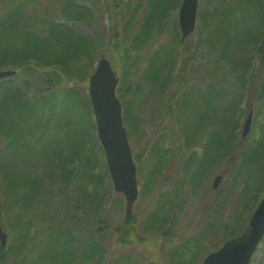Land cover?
<instances>
[{
    "label": "trees",
    "instance_id": "16d2710c",
    "mask_svg": "<svg viewBox=\"0 0 264 264\" xmlns=\"http://www.w3.org/2000/svg\"><path fill=\"white\" fill-rule=\"evenodd\" d=\"M57 1L62 23L53 22L50 14L29 17L26 5L34 0H0V70L40 72L36 83L15 86L10 77L0 81V224L16 231V236L0 246V264H102L105 250L98 233L100 228L95 225L112 227L122 244L132 243L138 237L134 218L112 226L105 215V194L102 196L98 188L105 168L93 157V148L100 143L89 97L77 85L88 78L96 56L103 53V44L109 43L112 49H120V45L113 28L109 36L108 32L101 39L74 33L65 25L70 21L91 19L94 14L91 1ZM141 1L138 0L125 27L129 31L136 24L137 29L132 34L123 30L125 40L121 54L129 63L134 61L133 52L149 46L141 77L151 94H145L141 83L128 77L130 63L123 69L117 93L123 95V91H131L133 96L132 105L121 99L124 120L131 124L128 126L131 138L140 125L147 132L143 128L145 119L132 108L140 106L141 98L166 96L161 118L149 131L146 142L155 141L149 151L154 158L145 177L147 191L165 178L173 162L170 156L183 157L180 150L184 148L190 157L178 173L169 178L175 188L176 203L182 199L186 187L201 186L214 169L220 164L227 165L232 156L238 158L235 175L242 176L246 184L242 190L244 197L248 195V199L256 203L264 190V139L247 144L231 131L230 124L241 97L219 104L218 98L229 93L219 89L218 84L231 76L239 79L236 82L247 96L255 88L258 90L261 107H264V80L255 84L249 64L246 67L238 59L249 49L261 51L264 48V0H220L212 10L206 9L201 14L199 25L204 30L201 46L217 58L214 67L209 69V76L204 77H199L196 70L186 71L188 59L180 53L182 41L175 25L171 41L155 49L150 46L154 33L163 29L168 12L173 6L177 7L180 0H145L144 4ZM143 5L146 10L136 20ZM260 54L264 55L263 51ZM224 67L225 72L217 73L216 68L223 71ZM47 72L51 74L45 76ZM69 80H73V86L68 85ZM165 137L170 140L169 147L161 144ZM100 154L103 155V150ZM140 156V153L135 154V161ZM39 164H46L50 169L40 173L35 167ZM183 174H189L187 184H184ZM48 178H53L57 192L63 191V194L57 197L47 189ZM194 180L196 184H192ZM231 192V188L226 191ZM77 202L79 207L74 206ZM227 202L225 196L221 209ZM160 203L149 210L146 224L150 222L153 231L172 235L176 215L168 216L169 209ZM78 211L92 213L94 222L77 220ZM238 216L239 220L236 214L230 220L226 215L227 219H222L218 225L211 224L200 242L204 247L214 245V250L224 239L240 233L244 227ZM77 231L81 240L76 237L79 236ZM82 231L87 235H82ZM209 234L220 235L222 241L208 239ZM200 248L189 257L184 249H176L169 255L170 261L197 264Z\"/></svg>",
    "mask_w": 264,
    "mask_h": 264
},
{
    "label": "rangeland",
    "instance_id": "374dc122",
    "mask_svg": "<svg viewBox=\"0 0 264 264\" xmlns=\"http://www.w3.org/2000/svg\"><path fill=\"white\" fill-rule=\"evenodd\" d=\"M91 1L94 6V14L91 19H80L75 21H70L65 25L72 32L77 34L88 35L90 37L100 36L101 39H104L106 34L112 32V28L115 31V36L117 43L120 45V49H112L108 45L109 43L103 44L102 54L96 56L93 66L95 65L96 59L99 56H105L109 59L113 69L119 76H122L123 69H126L128 65L131 66L128 68L129 75L128 77L135 82L139 81L145 90V94H151L146 87V83L142 80L141 74L144 70V66L149 57V46L144 47L140 52L131 54L135 56L134 59L129 63L125 62L122 58V48L124 46L125 34L123 30L128 25L130 17L136 10V4L138 0H87ZM145 0H142L141 3L144 4ZM220 0H199L198 2V12L196 19V26L194 33L191 34L187 39L183 40L180 46V53L188 59L186 63V71L190 70L199 72V77L209 76L211 68L214 67L213 63L217 60L216 56L213 53L208 51V48L201 46L204 42V33L201 34L204 30L201 25V14L207 9L212 10ZM60 2L57 0H34V2L28 3L26 5V12L29 17L40 16L42 14L49 15L53 22L62 23L64 20L60 17ZM178 8L179 6H173L172 9L168 12V16L165 18V26L163 29L156 30L154 36L150 40V46L154 49L166 42L171 41L174 38L175 31L173 30L174 25L178 24ZM146 6L143 5V8L138 11V17L136 20H139V17L145 12ZM133 25V23H132ZM138 26L133 25L125 31L132 34ZM178 28V25H177ZM179 31V28L177 29ZM176 31V32H177ZM178 33V32H177ZM201 46V47H199ZM210 50V49H209ZM212 51V50H210ZM261 51L258 50H247L243 56H239L238 59L243 61V63L248 67L251 77L256 84L264 80V55L260 54ZM206 57H211L214 60L210 61ZM250 61V62H248ZM217 73L225 72V67L223 71H220L219 68H216ZM86 72L89 73V67L86 68ZM51 72L44 73L45 76L50 75ZM231 75V74H230ZM229 75V76H230ZM38 76L40 72L32 71L22 72L18 71L15 75L11 76L10 79L13 80L15 86H20L24 83H36L38 82ZM9 78V77H7ZM4 78V79H7ZM2 79V80H4ZM239 81L232 76L224 83L218 84L223 92L229 93L226 97H219V104H223L229 98H239L241 97L240 105H238L237 112L233 116V122L230 124L231 131L235 132L236 136L240 133L242 123L245 119L248 106L245 104L247 100L249 104L253 106V120L251 131L244 140L245 143H251L253 140H258L260 138L264 139V107H261L262 99H259L258 90L255 88L254 92L251 95L247 96L246 93L240 89L239 84L236 82ZM73 80L68 81V85L73 86ZM82 88V91L87 94L88 88V78L83 83H77ZM119 86V85H118ZM175 86V84H174ZM171 87L168 91H171ZM133 90V88H132ZM120 99H123L125 103L129 102L132 105L131 101L133 99L131 91H123V95L117 93ZM122 97V98H121ZM139 102V107L132 108L134 112L140 114L146 121L143 126L147 130L145 132L141 125L137 130V133L134 134L132 138H129L130 147L132 154L135 158L138 153L141 154L137 162V180H138V189L139 195L133 206V216L138 227V237L136 241L128 244H122L118 239V234L112 227H104L95 225L96 228H100L98 231L99 235L102 236V245L104 248V258L102 264H172L169 258L171 252H174L176 249L185 250V254L189 257L195 249L199 246L201 247V257L198 258L197 264H199L202 256L208 251L212 250L213 246L206 245L201 243V238H205L206 232L208 234V229L211 224L218 225L221 220H226V215H229L230 220L233 219L236 214V219L239 220L243 227H245L249 221V217L252 214L253 209L255 208L256 203L253 200L248 199V195L244 197L243 189L246 188V184L243 183L242 176L235 175L236 168L238 164L237 156H232L228 161L227 165L220 164L216 169H214L208 179L201 185H192L190 189H186L182 193V199L179 203H176L174 200V190L173 183L169 180L158 181L154 184L150 191H147V182H146V173L151 169L152 157L149 153L150 147L155 143L154 139L152 142H147L149 136V131L154 128L161 118V113L164 111V103L166 102V96L163 98H158L154 95H150L145 99L141 98ZM139 118V117H138ZM141 123V122H140ZM125 126L128 128L131 124L124 121ZM142 124V123H141ZM167 137L162 139L161 144L169 147ZM142 149V150H140ZM100 146H95L93 148L94 160L99 161V163L104 164V171L102 173V183L98 186L105 194L106 202V216L111 220L110 224L119 225L124 220L125 215V200L124 196L120 192H116L113 189L111 178L107 165L103 163L105 161L104 155L100 154ZM140 150V151H139ZM198 150L202 152V148L199 147ZM198 151V152H199ZM183 152V157L174 155L171 168H169L168 173H176L179 169L182 168V164L188 158L189 152L182 148L180 153ZM177 159V160H176ZM179 159V160H178ZM180 162V166H176ZM189 163V161H188ZM191 165V164H189ZM33 166V164H32ZM37 171L40 173L48 172L50 169L46 164H39L35 166ZM180 167V168H179ZM192 165L190 166L191 169ZM179 168V169H178ZM32 170V169H31ZM36 171V172H37ZM219 171H226V176L219 186L215 189L211 187L212 179L215 174ZM220 173V172H219ZM181 174V173H180ZM145 175V176H144ZM167 174H165L166 176ZM144 176V177H143ZM189 174L182 175L184 184H187ZM163 178V177H162ZM192 184H196L197 181H192ZM253 183L249 184L251 187ZM55 181L53 178H48L46 180V187L51 192L55 193L57 197L63 194V191L57 192L55 187ZM75 189V186L73 187ZM231 188L232 192L227 194V189ZM264 192V190L262 191ZM262 194V193H261ZM184 196V199H183ZM227 196L228 202L222 205L220 203L224 202V197ZM261 196V195H260ZM157 202H162L169 209L168 216L176 215V227H174V232L172 235L165 236L160 233L159 230L153 231L150 222L146 224V218L149 210L153 209ZM160 203L161 205H163ZM80 203L77 202L75 207H79ZM178 206V207H177ZM73 211V207H69ZM236 208V209H235ZM77 220H83L85 222H94L92 221V213L85 214L84 211H78ZM152 222V221H151ZM81 225V224H80ZM88 230L86 226L81 225ZM6 232L8 234L7 240L10 237L16 236V231L11 230L10 227L5 226ZM78 232V231H77ZM79 234V232H78ZM82 235H87L85 231H82ZM79 236L76 235L78 240ZM208 239H212L215 242H218L221 239V236H213L209 234ZM222 241V240H220ZM219 241V242H220ZM250 264H264V236L262 242L259 244L258 249L255 251L254 255L251 258Z\"/></svg>",
    "mask_w": 264,
    "mask_h": 264
},
{
    "label": "water",
    "instance_id": "95a60500",
    "mask_svg": "<svg viewBox=\"0 0 264 264\" xmlns=\"http://www.w3.org/2000/svg\"><path fill=\"white\" fill-rule=\"evenodd\" d=\"M197 0H183L179 12L182 37L192 29L195 21ZM12 70H0V78L12 74ZM118 78L109 61L101 57L89 76V98L92 104L99 139L104 147L107 166L113 186L126 199L125 219L131 216V209L137 197L135 164L132 160L126 129L122 124L121 104L115 95ZM250 111L244 122L241 136L245 137L251 124ZM221 179H214L216 187ZM264 234V195L254 210L246 230L238 236L224 241L215 251L209 252L200 264H248L253 252ZM7 234L0 225V245L6 242Z\"/></svg>",
    "mask_w": 264,
    "mask_h": 264
}]
</instances>
